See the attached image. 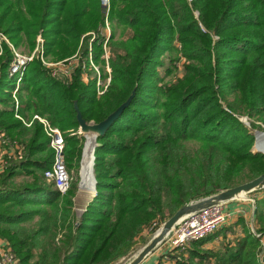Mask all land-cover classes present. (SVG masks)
I'll return each instance as SVG.
<instances>
[{
    "label": "trees",
    "instance_id": "trees-1",
    "mask_svg": "<svg viewBox=\"0 0 264 264\" xmlns=\"http://www.w3.org/2000/svg\"><path fill=\"white\" fill-rule=\"evenodd\" d=\"M196 4L209 32L200 30L186 0H111L112 72L102 96L96 79H82V67L65 81L35 58L17 89V107V76L8 71L13 54L5 46L0 58V134L17 139L23 156L7 158L0 173V236L20 253L21 264H32L31 258L33 264H115L129 254L136 235L156 216L165 219L193 200L264 173V153L252 149L255 136L222 103L250 116L264 112V0ZM101 5V0H0V32L14 42L24 37L32 48L41 36L45 55L60 60L71 58L82 35L95 31L94 54L99 60L106 39V10ZM166 5L177 26L180 11L185 8L190 15L180 28V41L191 63L177 87L165 84L158 70L164 53L177 51V30ZM88 56L87 46L82 57L88 61ZM133 90L131 104L97 137V193L76 226L71 216L77 180L72 179L67 196L47 182L44 173L54 161L51 138L42 122L28 126L16 114H39L59 128L71 169L79 165L85 140L78 132L75 103L87 122H100ZM256 214L264 231V196L256 201ZM228 224L193 242L188 256L176 264H264L257 256L259 240L250 232L236 246L201 248L207 241L227 238L235 227ZM58 228L66 230L60 244L55 241Z\"/></svg>",
    "mask_w": 264,
    "mask_h": 264
},
{
    "label": "rangeland",
    "instance_id": "rangeland-1",
    "mask_svg": "<svg viewBox=\"0 0 264 264\" xmlns=\"http://www.w3.org/2000/svg\"><path fill=\"white\" fill-rule=\"evenodd\" d=\"M101 2H102L101 6L106 10V16H105L106 25L104 28L106 39L103 45V53L99 60L95 57V54H94L95 47L93 44V40L96 36L95 31H89V32L84 33L82 35V39L80 41V45H79L77 52L71 58H65V59H60V60H57L53 57L45 55L44 39L41 36L38 37V41H37L35 48H32L28 44V42L25 40L24 37H20L19 39L15 40L16 42H14L4 32L2 31L0 32V58L3 56L2 54L5 52V46H8L13 54V59L10 64V68L8 69V71L10 72V76H12L11 74L12 67L17 64L16 62L19 59H23V58L28 59V62L24 66L23 70H19L17 73L13 74L17 76V79L14 81V83L16 82L17 88H19V86H21L23 82V78L25 76L28 65L35 58H37L42 61L43 65L46 68L51 70V73L53 76H55V78L65 80V81L67 79L68 80L72 79L73 73H75L77 68L82 67V79L86 83H91L93 80L96 79V85L97 87H99L98 95L102 96L106 93V90L108 89V85L110 84V81H111L110 73L112 72V68H111L110 60H109L110 51H109L108 42L110 40L111 33L114 27H113V24H111L109 20L111 0H109L108 3L106 4H104L103 0H101ZM186 2L200 30L204 32H209L207 26L204 24L202 20V12H201L200 7H198V4H196V0H186ZM166 9L168 10V12L166 13L168 16V19L171 22H173V24H175V29L177 30L175 33V39H174V45L177 51L173 52V51L167 50L162 56V60L164 61V64L161 66H158V70L160 71L161 76H163L164 78L163 82L165 84L167 85L169 84L174 87H177L178 85L182 83V81H184V78L187 76V73H188L187 65L191 63V60H189L187 56L183 53L182 43L180 41V36L184 34L180 30V28L184 26L182 24H187L189 22L190 15L185 8L182 11H180V13L178 14V18L180 19L179 21L180 25L177 26V18L174 16L170 6L166 5ZM121 30L122 28H119V27L116 28L117 37H119ZM210 34L212 35L214 40L218 38L213 33H210ZM87 46L89 50L88 61L86 60V58L82 57L83 51ZM212 51H213L212 60H213V63H215L216 60H215L214 42L212 46ZM173 58L174 60H172ZM166 68H169L171 70V73L169 75L166 74ZM106 74H108L109 76L105 77ZM13 91L17 93L16 90H13ZM13 96H14V93H13ZM16 97H17V94H16ZM228 99L232 101L231 96H229ZM222 103L224 104V108L227 111L236 115L239 118V120L245 125V127L249 130V132L255 136L254 143L252 146L253 151L263 153L262 151H264V149L261 148L260 145L264 147V112L258 113L254 116H250L244 113L243 111L235 110L233 107H230V105L224 100L222 101ZM35 115L36 114L31 116L30 118H24L23 116H20V115L18 116V114H16V117L21 119L26 125L27 123L32 124L34 120H39L40 122H42L41 118L50 123V121H48L46 117L37 114L41 117L40 119H38V118H34ZM91 122H94V121H91ZM79 131H80V127H79ZM1 134H3V137L0 139V173L4 171L5 166H7L8 164L7 158H9L10 156H13L17 160L21 159L19 155L14 156L13 154H11L12 149H16L17 147H20L22 151V156H23V146L21 145V143L18 142L17 139L10 137L4 132ZM79 134H82V133L79 132ZM97 143H96V147L98 146ZM190 143L194 144L195 142H190ZM90 145H91V141L90 140L87 141V136H85L83 152L81 155L79 165H75L71 167L70 169L68 165V161L66 159L67 167L70 172V188L65 192V194H62V195L67 196L71 191L72 179L77 180L78 185H77V188L75 190V195H74L73 217L71 216L72 222L76 226H78L80 218L85 212L89 204L86 201L90 200V198L92 199L97 193L96 186L94 187V190L90 189L92 182H91V178L88 177L87 172H86L87 170L86 163L88 162L89 157H90L89 156L90 150H91ZM96 147L92 152L93 157H94V162L96 159L95 158ZM93 168H94V165H93ZM93 176L96 180L95 168H94ZM247 196L248 198L250 197L251 199H253L255 203H253L250 200H247L246 196L243 197L241 195V197H239L240 200H246L245 202L249 203L251 206V207L247 206V209L245 210L246 214H245V218H243L244 221L240 223L238 222L233 223L235 225L234 231L229 232L227 238H223V237L220 238L221 240L220 243L219 242L217 244L215 243V245H212V243L211 244L208 243L209 245L204 244L203 246H201V248H204V249L210 248V249L217 250L221 248L222 245H224L225 243L226 244L231 243L232 246H236L238 240L244 238L246 236V233L250 232L252 233V235H255V234L259 235V237H257V239L259 240L257 256L260 260L261 259L264 260V231L262 230V226L259 223L258 216L256 214V201L262 196H264V189H257L251 192ZM193 201H196V200H193ZM248 208H252L253 210L252 213L250 209ZM226 209H227V204H226ZM171 216H172L171 214L167 215L166 218L164 219L158 215L155 218H153L136 235L135 245L130 250L129 254L122 257L115 264L129 263L141 251V249L156 235V233L163 226L165 221H167ZM30 226L31 225L27 226L26 228H30ZM65 233H66L65 228H58L57 236L55 238V241L58 244H60L63 238V235ZM193 245L190 244V247H192ZM162 246H163V242L159 243L155 249L162 250ZM9 251H11L12 254L15 255L17 264H21L22 256L20 255V253L15 250V248L13 247V245L8 239L0 236V264H5L4 254H7ZM166 254L167 255L162 253L161 260L156 258L155 259L156 261L154 264H176V260L178 258L188 256V248H186L183 251L182 250H168L166 251ZM61 257L63 258L64 254H62ZM35 262H36L35 258L34 259L31 258L30 263L33 264Z\"/></svg>",
    "mask_w": 264,
    "mask_h": 264
},
{
    "label": "built area",
    "instance_id": "built-area-1",
    "mask_svg": "<svg viewBox=\"0 0 264 264\" xmlns=\"http://www.w3.org/2000/svg\"><path fill=\"white\" fill-rule=\"evenodd\" d=\"M109 0H103L104 4L108 3ZM28 59L23 58L19 59L12 67L11 74L17 73L19 70H23L24 66L27 64ZM18 88H16L17 91ZM14 97L16 98V104L18 107V100L16 97V92L13 91ZM16 93V94H15ZM19 116V115H18ZM34 118L40 119L39 115H35ZM47 134L50 136L51 147L54 151V161L51 169L45 171L44 176L48 183L53 184V186L61 193L65 192L70 188V172L67 167L66 154H65V137L63 132L52 125L49 122L43 120ZM27 125H31L28 124ZM3 137V134L0 135V139ZM14 156L19 155L22 157V151L20 147L12 149ZM249 193L243 194L247 197V200L255 203L253 199L248 198ZM240 196L234 198L239 199ZM227 202H220L216 205L210 206L206 209L190 213L182 217L172 228V230L165 237L163 242V254H166L168 250H185L193 242L203 240L208 236L214 234L224 226L229 223L231 219V212L226 209ZM238 212H242L238 210ZM259 237L258 234L254 235ZM5 264H17L15 255L9 251L7 254H4ZM262 262L264 260L261 259ZM141 264H144L143 262Z\"/></svg>",
    "mask_w": 264,
    "mask_h": 264
},
{
    "label": "water",
    "instance_id": "water-1",
    "mask_svg": "<svg viewBox=\"0 0 264 264\" xmlns=\"http://www.w3.org/2000/svg\"><path fill=\"white\" fill-rule=\"evenodd\" d=\"M135 94H136V90H133L132 94L125 102H123L114 112H112L109 116H107L104 120L100 122H87L86 119L83 117V114L78 104L75 103V108L77 111V120L80 126L79 132L84 134V136L92 134L97 141V137L105 134L107 129L113 125V123L119 118L122 112L131 104V101L133 100ZM262 152L264 153V151ZM96 182L97 181H95V183ZM263 188H264V173L257 176L254 179H251L237 186L222 190L211 196L183 205L167 221H165V223L159 229L156 235L127 264H141L144 261V259L158 246V244L165 239L168 233L172 230L175 224L182 217L190 213L200 211L202 209H206L220 202L230 201L242 194L253 192L257 189H263Z\"/></svg>",
    "mask_w": 264,
    "mask_h": 264
},
{
    "label": "crops",
    "instance_id": "crops-1",
    "mask_svg": "<svg viewBox=\"0 0 264 264\" xmlns=\"http://www.w3.org/2000/svg\"><path fill=\"white\" fill-rule=\"evenodd\" d=\"M93 199V198H92ZM91 198H90V200H87L86 202H90L91 200H92ZM246 200H240V199H232V200H230V201H228V203H227V210L229 211V212H231V219L229 220V224H233V223H235V222H237L238 221V219L240 218V217H242V216H244L245 217V210L247 209V206H250V204L249 203H246L245 202ZM251 207V206H250ZM248 209H250V211H251V213H252V208H248ZM238 210H241L242 212H238ZM228 224V225H229ZM220 238H222V237H219V238H216V239H213V240H211V241H207L205 244L206 245H209V244H211L212 243V245H215V243L217 244L218 242L220 243ZM219 239V240H218ZM209 243V244H208ZM209 247H211V246H209ZM162 253H164L163 252V247H162V250L160 249H155L154 251H152L145 259H144V261H143V263L144 264H154L155 263V259L156 258H158V259H160L161 260V256H162Z\"/></svg>",
    "mask_w": 264,
    "mask_h": 264
},
{
    "label": "bare ground",
    "instance_id": "bare-ground-1",
    "mask_svg": "<svg viewBox=\"0 0 264 264\" xmlns=\"http://www.w3.org/2000/svg\"><path fill=\"white\" fill-rule=\"evenodd\" d=\"M91 141V150H90V157H89V160H88V162L86 163V168H87V170H86V172H87V175H88V177L89 178H91V186H90V189L92 190H94V187L96 186L95 184V178H94V176H93V174H94V168H93V165H94V157H93V154H92V152H93V150L95 149V147H96V143H97V141H96V139H95V137L92 135V134H89V135H87V141ZM261 146V148H263L264 149V147L262 146V145H260ZM93 177V178H92ZM87 179V178H86ZM242 196L244 197V195L242 194Z\"/></svg>",
    "mask_w": 264,
    "mask_h": 264
}]
</instances>
